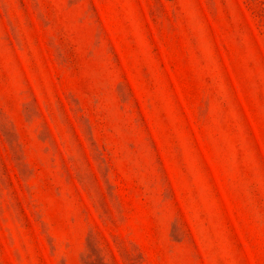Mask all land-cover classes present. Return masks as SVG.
I'll return each mask as SVG.
<instances>
[{"label":"rangeland","instance_id":"rangeland-1","mask_svg":"<svg viewBox=\"0 0 264 264\" xmlns=\"http://www.w3.org/2000/svg\"><path fill=\"white\" fill-rule=\"evenodd\" d=\"M0 264H264V0H0Z\"/></svg>","mask_w":264,"mask_h":264}]
</instances>
